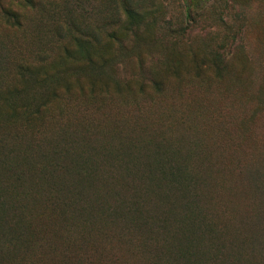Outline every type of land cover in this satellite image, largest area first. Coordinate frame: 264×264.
<instances>
[{"label": "rangeland", "instance_id": "1", "mask_svg": "<svg viewBox=\"0 0 264 264\" xmlns=\"http://www.w3.org/2000/svg\"><path fill=\"white\" fill-rule=\"evenodd\" d=\"M0 264H264V0H0Z\"/></svg>", "mask_w": 264, "mask_h": 264}]
</instances>
